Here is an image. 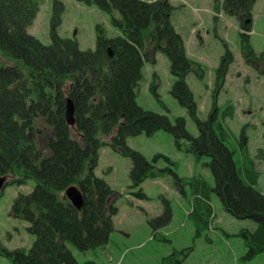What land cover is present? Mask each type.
<instances>
[{"label": "trees", "instance_id": "16d2710c", "mask_svg": "<svg viewBox=\"0 0 264 264\" xmlns=\"http://www.w3.org/2000/svg\"><path fill=\"white\" fill-rule=\"evenodd\" d=\"M95 6L106 14L109 24L119 32L107 37L102 25L95 26V48L80 50L76 39L57 33L64 5L53 0L50 17V43L42 44L27 32L38 12L35 0H0V52L20 65H0V178L8 185H34L28 194H18L10 215L28 224L27 232L34 236L28 250L7 249L0 244V257L12 264H78L69 245L80 252L102 249L113 232V218L118 209L108 203L113 191L104 179L94 174L99 152L105 146L131 161L129 172L132 193L137 200H146L141 185L150 179L173 177V186L185 195L189 204L187 218L193 222L196 234L207 231L215 219L211 195L215 194L223 210L237 220H250L253 230L239 232L251 260L264 252V194L258 189L259 174L246 148V137L238 141L236 150L227 144L232 133L224 126L233 117V107L217 106L233 55L223 42L224 52L214 72L215 89L206 119H200L197 105L186 83L189 73L198 65L189 60L184 42L171 23L173 8L163 0H76ZM256 0H224L214 5L230 17L239 18L240 51L247 62H259L264 52L255 54L249 43L252 10ZM215 20V19H214ZM146 43L153 52L163 53L174 77L170 95L187 111L198 130L192 136L181 117L169 120L139 107L136 103L142 68L147 60ZM111 50L112 57H109ZM157 83L150 91L165 108L157 93ZM69 100L73 109V128L80 143L71 137L65 110ZM37 119H43L51 129L47 141L49 155L43 157L36 145ZM158 131L169 134L175 147L196 160L208 158L214 186L200 177H178L170 168L157 169L154 162L126 145L128 137ZM113 132H115L113 134ZM100 137H110L105 143ZM166 160V158H165ZM169 165H173L169 163ZM190 192L186 193L185 187ZM76 187L82 196L80 210L74 208L64 192ZM1 196V193H0ZM161 216L149 220L155 236L171 219L168 202ZM191 248L183 250L185 258ZM182 258V259H183ZM181 259V260H182ZM174 251L163 262L180 264ZM83 264H96L87 261Z\"/></svg>", "mask_w": 264, "mask_h": 264}, {"label": "rangeland", "instance_id": "374dc122", "mask_svg": "<svg viewBox=\"0 0 264 264\" xmlns=\"http://www.w3.org/2000/svg\"><path fill=\"white\" fill-rule=\"evenodd\" d=\"M38 12L27 32L42 44L50 43V17L53 0H35ZM64 5L61 25L57 33L63 38L76 39L80 50L95 48V26L102 25L107 37H115L119 32L109 24L106 14L95 6H87L76 0H59ZM173 8L171 23L181 36L185 53L189 60L198 65L196 72L189 73L186 83L197 105L200 119H206L212 104L215 89L214 72L224 52L223 42L233 55L228 74L222 89L217 95V106L233 107V117L226 118L224 126L232 133L227 144L236 150L235 159L239 160L238 141L241 135L246 137V148L259 174L258 189L264 194V58L259 62H247L240 51L239 18L230 17L222 10L214 11V5L224 0H163ZM252 25L249 43L255 54L264 52V0H256L252 10ZM215 19V20H214ZM147 60L142 68V80L139 82L136 103L144 110L166 115L171 122L181 117L185 120L187 131L198 135L195 123L177 101L170 95L174 77L169 72L167 57L161 52H153L146 43ZM20 65L18 61L5 58L0 52V65ZM157 83V93L163 108L150 91L151 83ZM35 129L36 145L43 157L49 155L47 141L51 129L43 119H37ZM115 132H113L114 134ZM71 137L77 142L80 136L71 127ZM99 139L105 143L110 137ZM126 145L143 155L147 161L154 162L157 169L170 167L178 177H200L211 187L214 180L204 163L208 158L196 160L192 155L178 150L172 137L164 131L151 136L145 134L128 137ZM166 158V160H165ZM172 163L169 165L167 163ZM131 161L105 146L99 152L97 168L94 174L105 180L113 191L108 203H113L118 214L113 218V232L109 242L102 249L80 252L69 245L78 264L93 261L96 264H168L163 258L172 252L177 259L183 258L182 251L191 248L180 264H264V252L251 260L244 259L246 248L239 236L243 229L253 230L255 224L250 220H237L226 213L215 194L211 195V206L215 219L211 228L196 234L193 222L187 218L189 204L187 197L173 186V177L166 175L146 180L141 185L146 200H137L129 188ZM14 177H6L10 181ZM33 181L25 185H8L0 192V244L11 250H28L34 236L27 232L28 224L10 215V208L18 194H28ZM186 193L190 192L188 185ZM162 198L171 209L170 222L161 227L153 236L149 220L161 216L164 212ZM0 264H12L0 257Z\"/></svg>", "mask_w": 264, "mask_h": 264}, {"label": "water", "instance_id": "95a60500", "mask_svg": "<svg viewBox=\"0 0 264 264\" xmlns=\"http://www.w3.org/2000/svg\"><path fill=\"white\" fill-rule=\"evenodd\" d=\"M108 55H109V57H112L111 50H108ZM65 117H66V121H67L68 126L73 127L74 126L73 109H72V104L69 100H67V102H66ZM5 181H6V177L0 178V192L4 189ZM64 195L74 208H76L77 210L81 209V207H82V196L76 187L71 186V187L67 188L64 192Z\"/></svg>", "mask_w": 264, "mask_h": 264}]
</instances>
